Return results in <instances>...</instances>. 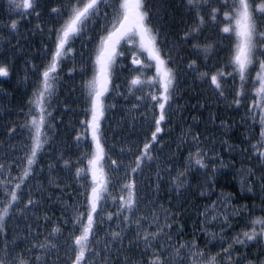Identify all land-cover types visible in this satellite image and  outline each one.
Instances as JSON below:
<instances>
[{
  "label": "rangeland",
  "instance_id": "1",
  "mask_svg": "<svg viewBox=\"0 0 264 264\" xmlns=\"http://www.w3.org/2000/svg\"><path fill=\"white\" fill-rule=\"evenodd\" d=\"M120 2L106 0V3H101L98 14L87 23L83 32L69 41L66 48L71 51L58 61L56 71L51 74V88L42 101L45 113L50 115L45 116V125L41 129L45 142L37 151L29 173L42 170L45 166L59 168L56 159H51L50 151L64 158L69 157L68 163H64L63 159L64 173L61 176L48 173V185L60 194L64 189L60 182L68 184L72 171L76 175L77 169L84 168L85 172L89 157L95 150L90 146L89 151L80 152L88 136L92 139L91 130L82 121L91 120L89 82L96 74L95 58L101 38L112 27ZM259 2L255 0V3ZM7 4H12L11 0H7ZM76 4L77 0H35L34 10H28L24 15L20 14L22 9L9 10L11 17L16 19L17 27L13 29L12 23L2 27L0 66L8 64L9 76L4 81L22 92L30 90L31 97L26 103L27 113L18 133L22 129L31 138L33 136L29 122L34 115L39 119V108L30 101L36 99L34 93L42 88V73L52 62L58 31ZM145 5L149 25L157 33V46L166 67L174 76L170 99L165 103L162 130L157 134L156 143H152L150 152H158L160 156L179 152V155L192 157L194 162L203 157L213 162L207 166L210 170H232L236 175L235 193H217L208 205L209 217L203 215L198 220V215L194 216L191 228L195 235L203 233L196 237L202 241L196 238L171 241L174 242L175 257L184 255L189 260L182 264H201L202 261L206 264L211 257L216 258L215 264H264V236L245 244L233 243L238 235L243 239V232H251V221L264 218V161L253 148V145H258L261 131L260 109L253 106L256 88L259 87L256 81L259 63L254 61L249 67L242 88L239 75L230 63L235 35L221 31L228 23L224 19L225 12L233 11V0H200L193 5H189L187 0H145ZM213 9H217L215 20L212 19ZM23 20L36 31L33 41L32 34L29 40L23 39L28 35L17 34ZM257 23L258 30L264 31V19H258ZM117 51L121 54L111 68L108 91L102 97L99 137L105 159L115 158L120 164L121 159L127 156L131 159L124 165L132 167L136 153L151 141L155 131V121L161 110L159 103L151 97L156 95L159 99L162 89L159 83H147L156 76L155 64L148 60L146 52L139 49L138 41H122ZM134 58L141 63L134 65ZM258 59L264 57L257 54ZM149 64L152 66L148 67ZM220 72L225 75L219 78L221 88L217 89L211 84V76ZM10 73L15 75L11 77ZM135 78L145 83L132 86L131 81ZM238 92L242 94L238 96ZM32 146L33 140L31 149ZM6 150L3 149V152ZM45 151L49 157L48 164L45 161L39 165L36 160ZM30 176L26 178L31 179ZM38 178V172L34 173V184L41 189L44 184ZM79 179H83L82 175ZM37 221L35 219L26 232L29 238L37 231L44 232V224L36 225ZM211 225L218 228L213 229ZM255 228L259 232L260 225H255ZM24 238L23 242L28 239ZM56 241L57 238H54L52 245L57 246ZM42 243L43 248L48 250L49 243L39 242ZM229 244L233 246L225 253L224 249ZM34 245L39 249L35 241L28 239V247L35 248ZM55 248L51 247L47 254ZM197 252L203 255H196ZM86 256L88 264H114L117 251L96 249ZM67 260V264H71V257Z\"/></svg>",
  "mask_w": 264,
  "mask_h": 264
},
{
  "label": "trees",
  "instance_id": "2",
  "mask_svg": "<svg viewBox=\"0 0 264 264\" xmlns=\"http://www.w3.org/2000/svg\"><path fill=\"white\" fill-rule=\"evenodd\" d=\"M6 1L3 0L0 4V35L3 26L16 20L6 9ZM20 23L17 34L26 36L28 23L24 20ZM4 80L0 79V212L5 207H8V211L0 226V262L20 264L24 260L28 264H67V259L71 257L72 264L75 252L70 250L69 245L72 244L74 236L80 234V228L74 224V220L78 213H86L92 187L89 166L85 172L80 173L82 180L72 171L68 184L60 182L64 188L62 194L54 192L47 183L48 173L61 176L64 173L63 159L64 163H68L69 157H61L58 153H52L55 151L49 150L51 159H56L59 168L45 166L42 170L30 173L31 179H21L25 169L30 170L27 157L30 155L32 138L26 131H21L22 129L18 133L21 121L27 113L26 103L31 99L30 90L22 92ZM88 138L84 144L86 148L82 146L80 152L89 151L90 146L95 148L93 140L90 136ZM155 143L156 141L153 142ZM46 151L36 160L39 165L45 161L48 164ZM150 154L152 159L144 158L135 173L131 172L133 166L124 165L131 159L127 156L120 158V164L115 158L104 157L101 161L102 174L98 172V178L106 179L108 187L104 193L105 198L98 205L95 236L90 238L91 248L93 251H117V258L113 257L114 264H149L157 254L166 258L168 264L188 262L184 255L175 257L174 242L171 241L180 238L188 241L202 235V232L195 235L192 231L194 216L197 214L198 220L203 215L209 217L208 205L213 202L212 198L217 193L236 192L235 172L210 170L207 166L213 162H208L203 157L201 160L204 166L201 167L192 157L179 155V152H170L164 156L155 151ZM140 155L141 152L136 153L133 165L136 157ZM91 158L92 156L89 157ZM37 172L39 181L44 184L41 189L34 184V173ZM129 182L134 183L135 197V205L131 211L120 208V198H127L128 195L124 185ZM17 184L20 185L18 189ZM13 189H16L19 198L9 207L8 201ZM30 200L32 203H29ZM109 213L112 214L110 220L107 218ZM125 216L128 217L127 221ZM35 219L38 220L36 225L44 224V232L37 231L29 238L26 232ZM80 219L86 223V215ZM211 227L218 228L217 225ZM54 228L59 229V232L53 235ZM113 232H119L120 237L113 239ZM151 233L157 234L155 238ZM145 236L148 237L147 247ZM24 237L35 241L40 246L39 249L29 248L28 239L22 241ZM54 238H57V246L47 254ZM196 239L202 241L200 238ZM43 241L49 243L48 250L41 247L44 243L39 244ZM37 256L41 257L40 261H37Z\"/></svg>",
  "mask_w": 264,
  "mask_h": 264
},
{
  "label": "snow or ice",
  "instance_id": "3",
  "mask_svg": "<svg viewBox=\"0 0 264 264\" xmlns=\"http://www.w3.org/2000/svg\"><path fill=\"white\" fill-rule=\"evenodd\" d=\"M13 6L18 10H23L20 12L21 15L27 13L28 10H34L35 0H11ZM200 0H187L189 5L194 3H199ZM206 2V0H205ZM101 3H106V0H77V4L70 11L61 29L58 31L56 47L53 52L52 62L47 70L42 73L43 81L42 88L38 93H34L36 99L30 101L31 104L39 108V119L34 115L29 122L31 129L33 130V146L30 155L27 157V164L31 166L37 155V151L42 147L45 142L42 140L44 133L41 129L45 125V116L50 115V113H45L43 107V98L46 93L49 92L51 88L50 80L52 79L51 74L56 71L58 61L60 58L66 54V52L71 51L70 48H66L69 41L74 37L81 34L87 23L92 21L94 16L98 14V9ZM255 0H233V11L225 12L224 19L228 23L224 26L221 31L223 33H234L236 38V43L234 47V52L230 63L233 65L234 72L239 75L242 82L246 80L249 72V67L254 63V61L259 63V71L257 72L256 81L259 83V87L256 88V99L253 102L254 107L260 109V120L261 125L260 138L258 140V145H253L256 152L261 159L264 161V59H258L257 54L260 57H264V31H259V25L257 23L258 19H264V0H260L259 3H255ZM56 11V9H53ZM217 9H213L212 19H216ZM203 17H201V21ZM234 21V26H233ZM11 27L15 29L17 27L14 21ZM135 43L138 41L139 49L142 52L147 53L149 61H153L156 69V76L149 79L147 83L149 85H154L159 83L162 89L161 95L158 99L156 95H152V100L159 103V108L161 114L159 118L155 121L156 128L152 133L151 141L145 143L143 149L141 150V155L136 157L135 165L131 168V172L135 173L141 167L144 158L152 159L150 154V149L152 143L157 140V134L161 132V121L165 119L164 109L165 103L168 102L171 95V90L173 88L174 76L169 68L166 67V61L162 58V53L157 46V33L149 25V13L147 11L145 0H121L119 5L118 14L113 19L112 27L108 30L106 36L101 38L100 46L97 51L95 58L96 74L94 79L89 82L90 89V101H91V120L82 121L87 125V128L91 130L92 140L95 142V151L91 159L88 160V171L91 172L92 177V187L91 192L88 195L87 211L78 213L74 220V224L80 228V234L75 235L72 244L69 245L70 250L75 252L72 264H88L86 253L92 252L91 248L92 239L95 236V225L97 223L95 216L98 215V205L104 197V193L107 191V180H101L98 178V172L102 174L101 161L104 159V150L100 144V118L103 116V104L102 97L108 91V83L111 74V68L115 63L116 57L121 53L117 51L121 42ZM259 46V47H258ZM133 64H140L141 61L137 58L133 59ZM151 67L152 65H147ZM228 75H233V73H227ZM8 70L6 67H0V77L8 76ZM202 75H207L203 73ZM225 75V73L220 72L211 76V84L217 89L221 88V83L219 78ZM145 83L139 78H135L131 81L132 86L140 85ZM255 86V82H254ZM242 93L238 92L237 95ZM221 95L223 93L221 92ZM163 101V102H160ZM237 104L240 103L239 100L236 101ZM31 112V109H30ZM79 139V137H78ZM199 155V154H197ZM197 165L203 167L202 160L197 158L195 160ZM116 164V161H113ZM83 169H77V174L80 175ZM29 169H25L24 176L29 175ZM20 187L19 184L16 185V189ZM127 189V198L121 197V209H127L131 211L135 205L134 197V183L129 182L124 185ZM16 189H13L10 193V200L8 201V206L18 200V195ZM251 191V189H249ZM29 203H32L30 200ZM8 207H5L2 212H0V226L4 222L5 215L7 214ZM119 214V213H118ZM86 215V223L80 218ZM109 220L112 219V214L109 213ZM126 221L128 217L124 218ZM253 225L251 232L245 231L242 233L243 239L239 235L233 240L234 244H245L246 241L255 240L258 236H264V218H256L251 221ZM255 225H260L259 232L256 231ZM59 232V229H53V235ZM113 239L120 237L119 232L111 233ZM150 235L155 238L156 233H151ZM146 241V247L148 246V237H144ZM232 244L228 245V248L224 249L225 253H228L232 248ZM35 247V245L33 246ZM44 247V245H41ZM52 248L56 246L51 245ZM183 247V245H181ZM99 255V253H95ZM196 255L202 256L203 253H195ZM37 261L41 260V257H36ZM215 257H211L207 260L206 264H215ZM2 264V262H0ZM20 264H28L27 261L21 260ZM149 264H168L166 258L162 255L157 254L154 259L149 261ZM205 264V262H201ZM238 264V262H237Z\"/></svg>",
  "mask_w": 264,
  "mask_h": 264
},
{
  "label": "bare ground",
  "instance_id": "4",
  "mask_svg": "<svg viewBox=\"0 0 264 264\" xmlns=\"http://www.w3.org/2000/svg\"><path fill=\"white\" fill-rule=\"evenodd\" d=\"M3 2V0H0V4ZM6 4H7V1H6ZM7 6H8V8H6V9H8V10H12L13 11V9H15V7L13 6V4H7ZM29 29H28V31H27V34H26V36L28 35V38L26 37V39L27 40H29V38H30V36L29 35H31L32 34V41L35 39V36H34V34H36V31H34L33 29H31V27L29 26L28 27ZM3 65H1L0 67H2ZM4 66L5 67H7L8 66V64L6 65V64H4ZM12 74L10 73V76H11ZM15 74H13L12 76H14ZM9 76V75H8ZM8 76H6V77H4V78H2V77H0V79H7L8 78ZM11 76V77H12ZM25 118V117H24ZM23 118V119H24ZM23 119H22V121H21V123H23ZM8 123V122H7ZM20 123V122H19Z\"/></svg>",
  "mask_w": 264,
  "mask_h": 264
},
{
  "label": "water",
  "instance_id": "5",
  "mask_svg": "<svg viewBox=\"0 0 264 264\" xmlns=\"http://www.w3.org/2000/svg\"><path fill=\"white\" fill-rule=\"evenodd\" d=\"M134 65H138V64H134ZM2 78H4V77H2Z\"/></svg>",
  "mask_w": 264,
  "mask_h": 264
},
{
  "label": "flooded vegetation",
  "instance_id": "6",
  "mask_svg": "<svg viewBox=\"0 0 264 264\" xmlns=\"http://www.w3.org/2000/svg\"><path fill=\"white\" fill-rule=\"evenodd\" d=\"M259 264H262V263H259Z\"/></svg>",
  "mask_w": 264,
  "mask_h": 264
}]
</instances>
